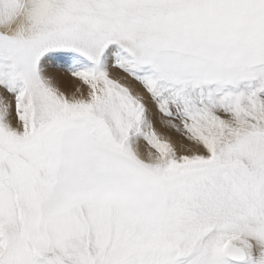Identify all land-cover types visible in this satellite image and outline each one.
I'll return each mask as SVG.
<instances>
[{
  "label": "snow or ice",
  "instance_id": "6c2138e0",
  "mask_svg": "<svg viewBox=\"0 0 264 264\" xmlns=\"http://www.w3.org/2000/svg\"><path fill=\"white\" fill-rule=\"evenodd\" d=\"M0 264H264V0H0Z\"/></svg>",
  "mask_w": 264,
  "mask_h": 264
}]
</instances>
